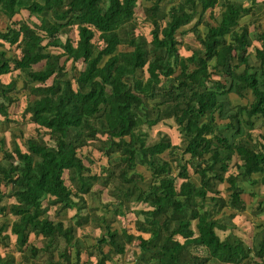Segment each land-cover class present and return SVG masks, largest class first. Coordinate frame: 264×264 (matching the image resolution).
Returning <instances> with one entry per match:
<instances>
[{"label":"trees","instance_id":"16d2710c","mask_svg":"<svg viewBox=\"0 0 264 264\" xmlns=\"http://www.w3.org/2000/svg\"><path fill=\"white\" fill-rule=\"evenodd\" d=\"M147 1L142 12L149 37L136 31L137 0H0L7 21L0 29V74L21 73L19 89L31 96L22 115L38 131L22 136L21 144L12 136L11 148H1V249L8 230L18 251L41 258L34 264H104L133 239L139 247L134 264H261L252 256L264 253V236L257 245L245 244L232 231L234 224L223 220L246 208L242 182H264V132L248 129L257 117L264 124V25L240 21L255 1L244 6L233 0H166V10L162 0ZM206 9L215 23L203 17ZM23 10L27 14L17 18ZM189 22L186 29L198 45L181 56ZM4 42L17 53L8 54ZM78 60L82 67L68 71ZM17 78L0 81L5 122L17 100ZM247 90L251 99L230 105L223 116L229 102L219 96L232 91L241 97ZM165 118L176 124L183 146L164 132L148 140L140 128ZM82 147L107 157L98 172L87 173L91 159L80 154ZM137 162L149 172L144 186L138 184L143 176ZM95 182L112 198L110 214L88 213L101 230L85 246L76 229L88 222L79 211ZM223 182L226 196L218 188ZM132 202L148 205L142 211L147 220H121ZM50 206L57 212L73 208L74 220L50 217ZM113 221L122 222L114 227ZM217 228L228 231L220 237ZM2 255L0 264H12L11 253Z\"/></svg>","mask_w":264,"mask_h":264},{"label":"rangeland","instance_id":"374dc122","mask_svg":"<svg viewBox=\"0 0 264 264\" xmlns=\"http://www.w3.org/2000/svg\"><path fill=\"white\" fill-rule=\"evenodd\" d=\"M259 1V0H258ZM148 4L147 0H137L136 5L134 7V18H135V22H136V31L138 32H142L144 34H146L148 37V31L150 28V24L148 22H146L143 19V12H142V7ZM169 4V1H161L159 3V6L161 9L166 10L167 6ZM258 6H254V4H252V6H254V8L258 9L255 10L256 14L255 16L258 18L256 23L258 25V27H261L264 25V3L260 4L258 3ZM254 8L252 10H254ZM215 11V16L218 15L217 11L219 10V7H215L213 9ZM254 12V11H253ZM25 14H27V12L25 10L22 11V14L17 15L16 17H20V16H25ZM253 14V13H252ZM209 19H207L210 23L213 22V19L211 20L210 18L212 17H208ZM255 22V20H253ZM5 24H7V21L4 19L2 13H0V29H2ZM203 26H200V28H202ZM187 28V27H185ZM185 30V31H183ZM183 33L181 36V43L178 47V52L181 56H186L188 53V51H190L193 47H196V40L194 38V36L190 33V32H186L187 29H183ZM252 30V29H251ZM75 31L72 29L69 32V36L71 38L75 37L74 35ZM250 40L252 42H254V33L253 30L250 31V36H249ZM4 49L7 51L8 54H16L17 53V48L14 46H8V44L6 42H4ZM55 50V49H54ZM61 60H63V57H61ZM251 61L253 62L254 60L251 58ZM64 64L66 66V68L69 67V60L64 61ZM37 65H40V63H38ZM82 67V62L80 60L72 63V67L70 66V70H72L73 72H77L80 68ZM177 70L174 72L176 73ZM139 75L141 74L138 73ZM145 74V73H144ZM143 74V76H144ZM17 75V82H16V86L18 88V92H16V101L14 103L11 104L10 109H9V118L11 119V121H3L0 118V155H1V148L2 147H6L7 149H10L12 146V136L15 137L16 141L21 144L22 141V136H28V135H35L38 131L35 130L34 124L31 123L27 117L22 115L24 106L26 104V102L28 101V99L31 97L30 95H28L25 90L21 91L19 89V86L21 84V80L20 78H22L21 73L17 70L14 69L12 70L9 74H6L2 77L3 82L7 81L11 76H15ZM261 75V74H259ZM164 84V82H163ZM222 97V99L227 100L229 103L227 105H225V107L223 108L222 114L223 116L225 114H227L228 112L231 111V106L235 103H245L247 101H249L251 99V93L249 92V90L245 91L244 94L240 97L238 95H236L235 93H233L232 91L227 93L226 95L223 96H219ZM224 118L218 117L217 121L218 122H224ZM16 121V123H15ZM142 129H145L147 131V139L148 140H152L154 138H156L160 132H164L167 133L170 141L172 143H175L179 146H183L184 144V138L182 137V135L178 132L177 128H176V124L174 123V121L171 118H165L163 120L158 121V123L150 126V127H146L145 125H141ZM250 132H252V134L255 133H259V132H264V124L261 123V119L259 117H257L255 119V123L251 128ZM223 131L230 137V135H232V129L229 130H224ZM41 132V131H39ZM21 146V145H20ZM80 154L82 156H88L91 159V162L89 163V172L87 173H92V172H98L100 170V166L102 164H105L107 161V157L100 151L94 150L92 148L89 147H82L80 149ZM114 155L116 156L117 154L114 153ZM163 157H165V153L162 154ZM84 163L87 164L88 161L84 159ZM173 165V164H172ZM135 169L139 172H141L143 178L138 181V184H140L141 186H144L147 182H148V178H149V172L146 169V167L137 162ZM65 176V173H64ZM193 179L195 180V176L193 177ZM65 182L67 183V180L65 179ZM244 190L246 191V187H248V183L247 182H242ZM226 185V183H219L218 184V188L221 191V194L223 196H226V192L224 190V186ZM98 189L100 188L101 190H99V193L97 194L96 192H93L92 189ZM84 198L86 200V207L82 208L79 211V214H85V213H90L92 214V212H95L97 214H101L104 215L105 217H109L110 214V209H109V201L112 200L111 196H109L106 188L102 187L100 184H98L97 182H95L92 187H91V191H89L88 193L84 194ZM10 198H5V201H10ZM249 202V201H248ZM46 203V200H45ZM106 203H108V205H106ZM248 206H250L249 203H247ZM104 205V206H103ZM92 207H95L94 210L91 209ZM55 208V207H54ZM53 208V206H50L49 208V216L54 218V219H61L65 224L72 222L74 220L73 218V213H74V209L73 208H68V209H63L60 211H55V209ZM145 208H149L148 205L144 202H132L131 203V212L127 213V215L125 217H122L121 220L125 221L126 219L129 218H140V219H144L147 220V214L146 212H142L143 210H146ZM138 211V212H137ZM1 218V217H0ZM11 216L8 215V221L11 220ZM223 220L227 221L228 218H226V216H223ZM122 221H113L112 225L114 227H117L120 225V223ZM253 221V220H252ZM243 227H245L243 225ZM100 227L95 225V222L91 219V217L88 214V222L84 223V224H80L79 226H77L76 229V237L78 238L79 242L82 243L85 246H90L92 244L93 241H95L96 237L99 235L100 233ZM228 231V229H216V232L218 233V235L220 237H222L226 232ZM233 232H235L236 234H239L241 236L247 234L249 236L248 230L244 229L241 230V227L238 225H235V227L232 229ZM6 232L8 233V237L6 238L7 241V247L4 249L0 247V255L5 256L11 253V261L12 264H34L35 262H42L41 258H37L34 259L33 257L29 256L27 254V251H24V253L18 251L15 247V243H14V239H15V234L13 233H9L8 230H6ZM29 238H31V240L36 243V245H40L41 241H39V239L37 237H33L32 234H30ZM99 247L100 250H105L106 246L104 244H100L97 245V248ZM138 253H139V247L137 246L136 240L133 239V241L129 244H126L125 247V251L123 254L121 255H117L115 257H112L110 260L105 261L104 264H112L113 262L117 261V262H122V264H134V262L137 260L138 258ZM81 256H85V252L81 253ZM87 256V255H86ZM93 261L95 260V257L91 258ZM210 264H222L219 263L215 260H210L209 262Z\"/></svg>","mask_w":264,"mask_h":264},{"label":"crops","instance_id":"0c3cea01","mask_svg":"<svg viewBox=\"0 0 264 264\" xmlns=\"http://www.w3.org/2000/svg\"><path fill=\"white\" fill-rule=\"evenodd\" d=\"M162 1H164V0H162ZM233 1L239 2L244 6H247L250 3V0H233ZM254 1H255L254 2L255 7L259 5L258 3H260V4L264 3V0H259V1L254 0ZM254 6H253V8H254ZM215 7H219V5L217 4V5H215ZM256 8H254V10H252L250 13H245V14L241 15L240 21L246 22V23H248L251 20L257 21L258 16L257 17L255 16V14H256L255 10H258V9H256ZM218 12H219V10L217 11V13ZM208 13H209V9H206L205 12L203 13V17L206 20L209 19ZM214 14H215V11H214ZM194 18H193V20H194ZM210 19L212 20V18H210ZM211 23L212 24L215 23V20H213V22H211ZM190 24H191V22L186 24L184 26V28L185 27L188 28V26ZM200 26L201 25H199V28H200ZM203 29H204V27L200 28V31H202ZM186 32L188 33L190 31L187 30ZM249 36H250V32H249ZM250 43L255 44V43H257V41L254 40V42H252L250 40ZM196 44L198 45V42H196ZM188 53H190V51H188ZM10 72L0 74V81H3L2 77L6 74H9ZM4 82H6V81H4ZM10 106L8 107V113H9ZM0 118H1V116H0ZM248 185L249 186L246 187V191L241 194L243 199L246 202V208L242 211L235 212V214L232 217H230V219L226 216V218H228V220L225 222L230 221L234 224V227H235V225L240 226L241 230L247 229L249 236L247 234H245V235L241 234V236L239 234L238 235L240 236V238L243 240V242L245 244H248V245L256 244L257 245L258 240L264 236V182H261L258 180V182L254 186L251 184H248ZM249 191L252 193L249 194L248 193ZM247 203H249L250 206H248ZM256 204H259V208H256V206H257ZM243 225L245 227H243ZM81 258L83 259V258H85V256L84 257L81 256ZM252 258L255 259L257 262L264 264V253L262 254L261 257L253 255ZM223 264H229V263H223Z\"/></svg>","mask_w":264,"mask_h":264}]
</instances>
